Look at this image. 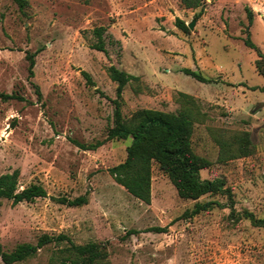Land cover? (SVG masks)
Returning a JSON list of instances; mask_svg holds the SVG:
<instances>
[{"label":"rangeland","instance_id":"1","mask_svg":"<svg viewBox=\"0 0 264 264\" xmlns=\"http://www.w3.org/2000/svg\"><path fill=\"white\" fill-rule=\"evenodd\" d=\"M28 3L22 11L13 0H0V92L26 99H0V175L18 169L21 189L40 183L47 196L18 204L0 199L4 249L35 244L45 233L66 234L77 244L102 243L111 264H264V228L236 218L245 210L264 217V75L258 68H264V0H205L198 17L201 8L181 0ZM178 17L195 20L194 27L184 33ZM98 26L107 29L108 53L91 47ZM248 33L260 52L245 44ZM28 53L35 54L32 78ZM111 64L139 77L123 93L127 119L145 108L178 112L185 105L180 93L194 98L201 114L193 148L212 162L201 178L225 180L234 214L225 193L181 198L157 163L151 202L131 195L109 172L125 160L130 138L96 149L77 145L106 139L113 125ZM185 67L214 81L201 82ZM245 132L250 154L221 161L219 141ZM82 195L88 202L81 206L59 201ZM197 201L218 204L185 216ZM57 248L48 244L14 264H49Z\"/></svg>","mask_w":264,"mask_h":264},{"label":"trees","instance_id":"2","mask_svg":"<svg viewBox=\"0 0 264 264\" xmlns=\"http://www.w3.org/2000/svg\"><path fill=\"white\" fill-rule=\"evenodd\" d=\"M24 11L28 6V0H13ZM187 8H201L197 17L204 10L205 0H181ZM250 23L253 21V12L247 11ZM176 26L184 33L189 32L188 23L181 19H176ZM106 27L98 26L92 30L94 42L91 47L108 53L106 47ZM245 44L259 51L258 46L252 41L250 34L244 39ZM29 77L34 76L35 54L28 53ZM259 71L264 75V68L258 65ZM182 71L201 82H212L214 80L204 76L201 72L185 67ZM83 76L87 84L95 86L90 73L83 70ZM108 74L112 81L116 83V98L113 114V125L108 127L107 137L96 143L77 145L83 149H96L106 140L111 139H131L127 146V155L124 161L109 168L110 174L115 180L123 185L127 191L137 199L146 203L151 202L153 165L158 164L159 168L169 177L175 186L178 195L184 199L198 200L206 194L225 193L231 200L233 199L231 190L226 187V182L222 178L202 179L200 172L208 168L212 162L205 156L198 154L193 148L192 137L194 133L195 121L201 114L195 105L194 98L186 93H180L184 98V107L178 112L163 111L159 109L145 108L137 110L127 119L122 110L123 93L127 84L139 77L120 69L114 64L109 65ZM38 99L42 98L40 87L34 84ZM264 91V87L261 88ZM0 99L8 101L11 99L26 100L23 95L17 92H0ZM221 161L229 158L247 156L251 152L250 134L245 132L234 137V140H220ZM18 169L13 172L0 175V199L12 200L14 204L20 202H33L36 198L46 197L47 191L40 183H31L20 188ZM60 202L69 206H81L88 202L87 195L59 199ZM218 204L214 201H197L192 209L186 210L185 216H194L202 211L210 210ZM234 208L232 214H234ZM247 218L251 223L264 228V217H257L253 212L245 210L238 213V218ZM153 230L164 231L165 228L154 227ZM48 244L59 245L57 251L51 257L49 264H111L109 253L106 247L99 242L89 241L84 244L75 243L66 234L50 235L45 233L34 243H21L14 249L5 250L0 243V259L6 264H14L27 260L37 254V252Z\"/></svg>","mask_w":264,"mask_h":264},{"label":"water","instance_id":"3","mask_svg":"<svg viewBox=\"0 0 264 264\" xmlns=\"http://www.w3.org/2000/svg\"><path fill=\"white\" fill-rule=\"evenodd\" d=\"M195 20H193L191 23L188 24L189 28L192 29L194 27Z\"/></svg>","mask_w":264,"mask_h":264}]
</instances>
